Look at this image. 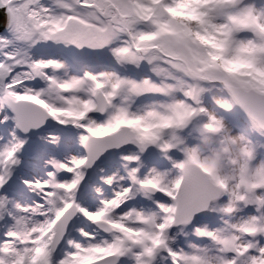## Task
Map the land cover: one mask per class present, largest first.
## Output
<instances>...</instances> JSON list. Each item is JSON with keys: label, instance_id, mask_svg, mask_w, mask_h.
I'll use <instances>...</instances> for the list:
<instances>
[{"label": "snow or ice", "instance_id": "obj_1", "mask_svg": "<svg viewBox=\"0 0 264 264\" xmlns=\"http://www.w3.org/2000/svg\"><path fill=\"white\" fill-rule=\"evenodd\" d=\"M0 264H264V0H0Z\"/></svg>", "mask_w": 264, "mask_h": 264}]
</instances>
